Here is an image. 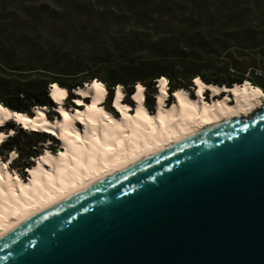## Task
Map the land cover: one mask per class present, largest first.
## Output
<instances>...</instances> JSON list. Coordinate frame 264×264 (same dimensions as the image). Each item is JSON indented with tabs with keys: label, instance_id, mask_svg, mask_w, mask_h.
Masks as SVG:
<instances>
[{
	"label": "water",
	"instance_id": "1",
	"mask_svg": "<svg viewBox=\"0 0 264 264\" xmlns=\"http://www.w3.org/2000/svg\"><path fill=\"white\" fill-rule=\"evenodd\" d=\"M0 264H264V103L0 233Z\"/></svg>",
	"mask_w": 264,
	"mask_h": 264
},
{
	"label": "bare ground",
	"instance_id": "2",
	"mask_svg": "<svg viewBox=\"0 0 264 264\" xmlns=\"http://www.w3.org/2000/svg\"><path fill=\"white\" fill-rule=\"evenodd\" d=\"M193 83L194 96L189 89L177 88L174 100L167 104L168 79L159 78L153 112L142 82L135 86L133 103L125 100L123 85H117L112 99L115 110L108 109L104 103L109 90L99 78L76 89L77 103L82 106L74 108L66 105L69 89L53 83L50 92L59 110L54 119L47 116L46 106H36L31 115L0 103V126L12 119L56 135L60 143L59 152L48 147L38 156L27 169L28 178L9 170L15 152L8 163L0 158V233L156 149L224 119L248 115L264 103V90L249 80L228 86L197 77ZM8 135L0 129V144Z\"/></svg>",
	"mask_w": 264,
	"mask_h": 264
},
{
	"label": "rangeland",
	"instance_id": "3",
	"mask_svg": "<svg viewBox=\"0 0 264 264\" xmlns=\"http://www.w3.org/2000/svg\"><path fill=\"white\" fill-rule=\"evenodd\" d=\"M99 1L108 5L124 2L119 8L120 13H117L119 18L106 17L105 23L101 24L96 18L100 11L96 6ZM127 1L133 0H34L37 6H43L48 11L40 27L27 28H32L34 34L25 37L22 42L19 65L35 67L31 76L22 78L23 82L33 78L42 81L44 76L37 71L48 66L61 75L76 72L81 76L97 73L107 77L117 65L130 60L138 63L166 54L174 58L173 61L181 58L186 63L195 61L202 69L213 70L234 64H238L243 71L252 67L264 69V0H144L148 3L144 8L148 17L142 28L136 25L132 15L125 13ZM105 31L113 38L108 39ZM128 45H131L132 55L116 52L110 61L100 59L102 51L117 46L122 49ZM29 50H33L32 56ZM190 87L192 95L195 90L193 85ZM127 89L125 86V100L133 103V94L128 96ZM157 92L158 81L155 85L146 86V103L152 112ZM109 95L108 92L104 105L111 110L113 102L109 103ZM206 97L211 99L209 92ZM173 100L170 96L167 104ZM72 101L80 105L74 99ZM66 105L74 108L68 99ZM47 116L50 118L49 111ZM0 129L7 135L14 133L6 127ZM23 137L22 141L27 144L34 142L35 136L31 133ZM41 139L38 143L39 155L48 147L53 152H59V142L57 144L52 137ZM50 140L52 143L48 144ZM11 152L16 153V159L9 164ZM11 152L7 153L4 147H0V158L8 163L9 170L18 171L23 178H28V172L24 175L21 171L22 159L18 157V150ZM24 152L26 154L27 150ZM38 156L31 158L32 165Z\"/></svg>",
	"mask_w": 264,
	"mask_h": 264
},
{
	"label": "trees",
	"instance_id": "4",
	"mask_svg": "<svg viewBox=\"0 0 264 264\" xmlns=\"http://www.w3.org/2000/svg\"><path fill=\"white\" fill-rule=\"evenodd\" d=\"M33 1L0 0V103L15 111L31 114L36 106H46L49 109L50 118L54 119L58 116V112L55 110L57 105L50 95L51 84L57 82L61 86L67 87L70 92L68 100H70L71 106L76 107L77 105L72 101V99L78 97V94L75 93L76 89L85 86L86 83L96 78L106 84L110 93L109 103L112 102L117 85L127 86V95L131 96L138 83L142 82L146 86L155 85L162 76L167 77L170 96L173 98L172 93L177 88H186L191 91L190 85H193V81L197 77H201L207 83L218 85L233 86L235 83H243L245 80H249L255 85L264 87L260 80L261 78L264 79V76L254 77L253 75H247L248 71L252 72L254 67L243 71L238 64H234L233 66L225 65L213 70H210V68L202 69L195 61L186 63L182 58L178 61H173L174 58H170L167 54L148 58L138 63L135 60H130L125 64L115 66L113 73L107 77L99 76L97 73L81 76L76 72H67L61 75L57 71H52V67L48 66L41 71H37L44 76L42 81H38V78H33L23 82L22 78L31 76L35 67L27 68L19 65L18 58L23 52L22 42L25 37L29 38L34 34L32 28H27L40 27L48 11L43 6H37ZM151 3L149 2V4ZM123 4L124 2L122 1L111 3V5H108L107 2H97V9L100 10L97 13V20L103 24L106 17L119 18L117 13H120L119 8ZM126 4L125 13L132 15L136 20V25L142 28L147 22V11L144 8L148 3L144 0H133L127 1ZM52 16L55 18V15L52 14ZM104 35L108 39L113 38L107 31H105ZM116 52L126 55L133 54L131 45L122 49L117 46L114 49L102 51L100 59L103 62L110 61ZM33 53V50H29V55L32 56ZM111 66L113 65H107V67ZM192 95L194 96L193 91ZM111 110H114V108L112 107ZM7 124L8 126L4 125L2 128L6 127V130L12 129L14 133L9 134L1 143L2 145L0 144V147H4L7 153L14 149L18 150V157L22 159L20 164L21 171L24 175H27V168L31 167L33 163L31 158L38 156L41 152L38 147V143L42 140L41 138L52 137L58 144L57 138L47 132L28 130L12 119L8 120ZM29 133L33 134L35 138L33 143L27 144L22 139H24L23 135L25 136ZM38 136H40V139H37ZM24 150H27L26 154Z\"/></svg>",
	"mask_w": 264,
	"mask_h": 264
},
{
	"label": "built area",
	"instance_id": "5",
	"mask_svg": "<svg viewBox=\"0 0 264 264\" xmlns=\"http://www.w3.org/2000/svg\"><path fill=\"white\" fill-rule=\"evenodd\" d=\"M247 75H253L254 77H263L264 76V69L261 67L253 68L252 72L248 71ZM169 89V86H168ZM264 90V88H262ZM174 93V92H173Z\"/></svg>",
	"mask_w": 264,
	"mask_h": 264
},
{
	"label": "crops",
	"instance_id": "6",
	"mask_svg": "<svg viewBox=\"0 0 264 264\" xmlns=\"http://www.w3.org/2000/svg\"><path fill=\"white\" fill-rule=\"evenodd\" d=\"M260 80L262 81V83H263V85H264V79H263V78H261ZM262 88H264V87H262Z\"/></svg>",
	"mask_w": 264,
	"mask_h": 264
},
{
	"label": "clouds",
	"instance_id": "7",
	"mask_svg": "<svg viewBox=\"0 0 264 264\" xmlns=\"http://www.w3.org/2000/svg\"><path fill=\"white\" fill-rule=\"evenodd\" d=\"M159 80V79H158ZM195 95V94H194Z\"/></svg>",
	"mask_w": 264,
	"mask_h": 264
}]
</instances>
